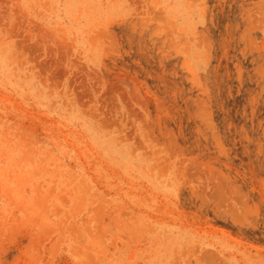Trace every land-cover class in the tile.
<instances>
[{
    "label": "rangeland",
    "instance_id": "obj_1",
    "mask_svg": "<svg viewBox=\"0 0 264 264\" xmlns=\"http://www.w3.org/2000/svg\"><path fill=\"white\" fill-rule=\"evenodd\" d=\"M0 264H264V0H0Z\"/></svg>",
    "mask_w": 264,
    "mask_h": 264
}]
</instances>
